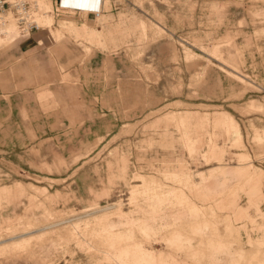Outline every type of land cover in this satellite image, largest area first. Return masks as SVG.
<instances>
[{
	"label": "rangeland",
	"instance_id": "obj_1",
	"mask_svg": "<svg viewBox=\"0 0 264 264\" xmlns=\"http://www.w3.org/2000/svg\"><path fill=\"white\" fill-rule=\"evenodd\" d=\"M28 1L39 30L0 34V264H264V0Z\"/></svg>",
	"mask_w": 264,
	"mask_h": 264
},
{
	"label": "built area",
	"instance_id": "obj_2",
	"mask_svg": "<svg viewBox=\"0 0 264 264\" xmlns=\"http://www.w3.org/2000/svg\"><path fill=\"white\" fill-rule=\"evenodd\" d=\"M60 3L57 4V8L59 10H62L64 12L66 11H75V12H79V11H86L87 13L89 14H99L100 12V9L96 6V7H93L91 5H87V8L85 9L86 6H75L73 4H62V0L59 1ZM59 5V6H58ZM9 9H12L14 12L17 13L18 15V26L20 28V32L21 34L24 35V37L27 35H30V32L33 31V29H36V30H39L40 26L38 25V23H36L35 20H28L25 18V16L23 15H19L18 14V10L15 8V7H12L11 4H10V1L9 0H0V13H2L3 11H6V10H9ZM22 9L25 11V12H32V5L29 3V2H26L24 4H22Z\"/></svg>",
	"mask_w": 264,
	"mask_h": 264
},
{
	"label": "bare ground",
	"instance_id": "obj_3",
	"mask_svg": "<svg viewBox=\"0 0 264 264\" xmlns=\"http://www.w3.org/2000/svg\"><path fill=\"white\" fill-rule=\"evenodd\" d=\"M10 1V4H11V6L12 7H15L17 10H18V14L21 16H25V18L26 19H28V20H30V19H35L36 20V18L35 17H33V15L31 14V12L29 13V11L28 12H25L23 9H22V4H24V3H26V2H29L30 3V1H28V0H9ZM85 1L86 0H74L73 2L71 1V0H68V1H64V0H62V4H73V5H75V6H84L85 5ZM77 2L79 3L78 5H77ZM36 4H35V6L37 5L38 6V9H36V10H40V7H39V3L38 2H35ZM60 2H59V0H58V4H59ZM31 4V3H30ZM32 5V4H31ZM59 6V5H58ZM87 7H85V9H86ZM98 8L100 9V12H99V14H97L96 15V17L98 18V17H100L101 16V5L99 6L98 5ZM67 12V11H66ZM69 12V11H68ZM72 12V11H71ZM73 12H75V11H73ZM80 13H82V12H84V13H87L85 10L84 11H79ZM9 14H12V15H14L15 16V20H16V22H17V24H18V15H17V13L16 12H14L12 9H9V10H6V11H3L2 13H0V34L1 33H6V32H8L9 30H6V31H4V25H7L8 23H9V19L7 18V16L9 15ZM88 14V13H87ZM86 14V15H87ZM89 15V14H88ZM13 17V16H12ZM95 17V18H96ZM14 18V17H13ZM39 23V22H38ZM17 27V26H16ZM17 29L18 30H20V28H19V26L17 27ZM20 32V31H19Z\"/></svg>",
	"mask_w": 264,
	"mask_h": 264
},
{
	"label": "crops",
	"instance_id": "obj_4",
	"mask_svg": "<svg viewBox=\"0 0 264 264\" xmlns=\"http://www.w3.org/2000/svg\"><path fill=\"white\" fill-rule=\"evenodd\" d=\"M65 2L66 1H68V0H64ZM72 2L74 1V0H71ZM101 2V3H100ZM78 4V3H77ZM87 5H91V6H93V7H98V5L100 6L101 5V11H102V9L104 8V5H105V1L104 0H86L85 1V5L84 6H86L87 7ZM83 26V25H82ZM87 28V27H86ZM81 29H83V28H81ZM91 33H92V35H96V33L95 32H92L91 31ZM54 41V40H53ZM221 122L222 123H224V121H222L221 120ZM240 171H242V172H238L237 171V169H226L224 172L227 174V175H230V176H238V175H244V174H246V171L245 170H243V169H241ZM243 186H258V181H257V179H255V178H249L245 183H244V185ZM12 192V189H10V188H6V187H4V188H2L1 190H0V195L1 194H7V193H11Z\"/></svg>",
	"mask_w": 264,
	"mask_h": 264
}]
</instances>
